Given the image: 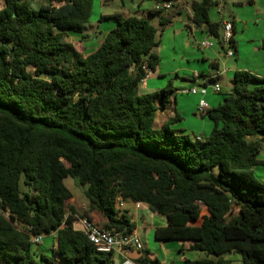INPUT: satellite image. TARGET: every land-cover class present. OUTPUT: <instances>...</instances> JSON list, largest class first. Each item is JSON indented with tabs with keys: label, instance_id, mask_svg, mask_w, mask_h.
<instances>
[{
	"label": "trees",
	"instance_id": "trees-1",
	"mask_svg": "<svg viewBox=\"0 0 264 264\" xmlns=\"http://www.w3.org/2000/svg\"><path fill=\"white\" fill-rule=\"evenodd\" d=\"M0 1V264H115L78 218L94 222V211L103 229L133 233L118 197L166 219L156 241L187 242L209 257L186 264H230V254L264 264V181L254 170L262 164L264 78L236 71L231 91L204 116L212 130L192 139L173 127L178 115L155 125L175 94L171 82L140 91L160 64L158 34L170 23L163 11H151L158 26L102 15L99 22L115 26L87 52L71 39L88 37L93 0H46L37 9L30 0ZM218 4H191L193 25L216 39L222 22L210 19V9ZM67 178L84 189L89 212L67 207ZM29 233L55 234L53 257L35 250ZM148 254L136 264H160Z\"/></svg>",
	"mask_w": 264,
	"mask_h": 264
},
{
	"label": "crops",
	"instance_id": "crops-1",
	"mask_svg": "<svg viewBox=\"0 0 264 264\" xmlns=\"http://www.w3.org/2000/svg\"><path fill=\"white\" fill-rule=\"evenodd\" d=\"M103 3H108L110 0H102ZM131 3H127L122 1L121 10L123 15L125 16H136L139 18H144L152 21L155 26L159 25V19L151 17V11L155 10L156 0H130ZM195 1L199 0H178L174 1V5L172 10L169 12H164V18H169L170 23L163 30L167 32L168 43L172 45L173 51H175L177 47V41L185 42L188 41L189 47L182 46L183 51L181 54L182 59L179 60L172 58L170 53L165 51V48L160 49V66L156 69L155 72L151 73L148 79L145 81L144 85H140V91L142 93H152L156 91H160L165 88L170 81L173 83V87L175 88V94L172 97L171 104L167 107L165 111H159L156 117L155 125L157 128H161L162 125L167 122L169 119L174 118L175 116H180L182 120L175 124L173 127L175 129L183 131L186 135L190 137L196 138L201 136H207L212 130L213 123L208 117H204L197 112L198 104L202 97L200 95H188L184 93L185 90H189L194 87L193 77L195 74L203 73L205 75H213L218 73L217 82L221 85V81L223 77L226 75L229 77L231 81L233 75L236 71H249L259 77L264 78V71L262 73H258L255 69L249 70L247 68L239 67L233 69L226 68V60L228 59L222 54V47L218 41H214L215 38L211 37L204 28H197L192 23V11L191 4ZM222 1L218 0V9L220 12L222 11ZM255 2V0H253ZM248 2V0H247ZM243 4V3H242ZM106 5V4H105ZM107 6V5H106ZM119 11V9H118ZM118 13V12H116ZM112 13L106 12L105 10L100 12V15H111ZM145 16H149L150 18H146ZM214 22H224L226 19L221 15V19H213ZM235 22V31H234V41L235 34L237 33L238 23ZM90 27L87 29V25L85 28V34L88 36L85 40L81 41V36H73L75 37L74 44L77 47L78 44L82 45L87 52L94 51L99 43L103 40L106 34L115 26L113 22H99L95 21V19H91L88 24ZM77 37V38H76ZM204 41H213L214 45L208 49H201L200 45ZM236 45V41H235ZM94 47V50L92 48ZM237 50V46L235 48ZM200 52L198 56L197 52ZM159 49H156V53L158 54ZM224 53V52H223ZM170 59L172 63H177L178 66L169 70L163 69L164 57ZM186 61V63H185ZM193 62V63H192ZM212 63L217 64L218 70L213 71L211 68ZM167 76V77H166ZM166 77V78H165ZM172 77H174L172 79ZM222 87V85H221ZM231 91V87L229 89ZM188 95V96H187ZM213 92L211 88L208 89V94L203 97L209 104L210 109L217 108L223 100V97L220 98ZM209 121V122H208ZM259 161L262 163L261 165L255 167V173L257 170H260L261 176L264 177V137L262 143V150L259 155ZM259 167H262L261 170ZM257 175V174H256ZM264 181V179H263ZM89 205V202H88ZM76 210V209H75ZM89 212V209L87 210ZM125 211H128V214L132 217L131 221L135 224L137 232L141 240L145 246V251L149 254L147 255L149 260L157 259L160 264H186V261H195L200 259L209 258L207 254L202 252L193 251L189 247V243L172 241L174 244H164V242L152 241V234L158 227L166 226V219L161 216H156L153 214L148 208L145 210H137L134 208L133 204L126 203ZM76 213L78 214L77 210ZM84 214V213H83ZM81 216V214H78ZM91 219L96 222L98 225H103L105 219L101 217V215L97 212H91ZM53 249L55 244V234ZM144 252H132L129 256L130 258L137 263ZM225 259L230 262V264H243L242 258L236 254L226 255Z\"/></svg>",
	"mask_w": 264,
	"mask_h": 264
},
{
	"label": "rangeland",
	"instance_id": "rangeland-1",
	"mask_svg": "<svg viewBox=\"0 0 264 264\" xmlns=\"http://www.w3.org/2000/svg\"><path fill=\"white\" fill-rule=\"evenodd\" d=\"M122 1L127 3H131L130 0H110L108 3H103L102 0H93V9L91 14V19H95V21H99L101 15L100 12L105 10L106 12L116 14L122 13L121 5ZM34 9L39 8L40 5L46 3V0H30ZM243 3V4H242ZM0 7H3V3L0 1ZM119 9V11H118ZM221 15L228 20H236L238 25L237 33L235 34V41L237 50L235 49V56L233 58H228L223 60L226 62L227 69H233L239 67L247 68L249 70L255 69L258 73H262L264 71V0H255L254 4L250 5L247 0H223L222 1V11L218 9V6L214 5L210 9V19H221ZM146 18H150L149 16H145ZM91 21V20H90ZM90 25H87V29ZM75 36V35H73ZM77 38V37H76ZM159 43V51L158 55L161 59L160 49L165 48L167 53H171L172 58L177 60L182 59L181 54L183 51L182 46L189 47L188 41L181 42L180 39L177 41V47L175 51L172 49V45L168 43L167 32L160 31L158 34ZM73 42L75 41V37L71 39ZM216 38L214 41L216 42ZM213 42V41H212ZM78 47H80L78 45ZM94 50V47L92 48ZM200 55L198 50H195ZM223 56L225 57L223 51ZM164 57L163 69L169 70L178 66L177 63H172L170 59ZM179 57V58H177ZM227 58V57H226ZM162 61V59H161ZM186 63V61H185ZM193 63V62H192ZM160 66V65H159ZM158 66V67H159ZM167 77V76H166ZM165 77V78H166ZM174 77H172L173 79ZM171 82V81H170ZM172 83V82H171ZM173 85V83H172ZM222 94L218 96L220 98L223 97L224 94L229 92L230 87H232L231 81L228 76H224L222 81ZM174 88V87H173ZM175 89V88H174ZM189 95V94H188ZM187 95V96H188ZM193 95V94H190ZM209 122V121H208ZM211 131V130H210ZM194 139L193 137H191ZM263 170L262 167H259ZM257 168H254V170ZM260 170H257V179L263 180L264 177L261 176ZM66 185L73 193V199L67 202V207H74L78 214H83L89 209L88 200L85 197L84 189L76 182L73 178H67L65 180ZM134 206V205H133ZM136 209V207L134 206ZM158 216V215H156ZM54 236L46 235L44 241L39 246H34V249L38 252L44 253L47 257H53L52 254V246H53ZM152 241H155L154 234H152ZM174 244V243H168Z\"/></svg>",
	"mask_w": 264,
	"mask_h": 264
},
{
	"label": "built area",
	"instance_id": "built-area-1",
	"mask_svg": "<svg viewBox=\"0 0 264 264\" xmlns=\"http://www.w3.org/2000/svg\"><path fill=\"white\" fill-rule=\"evenodd\" d=\"M174 1L176 0H156L155 10L169 12L172 10ZM234 40V24L230 21H224L221 26V35L218 39L225 57L233 58L235 56V46L233 44ZM214 43L211 41H204L201 43V49H208L213 47ZM151 73L148 74L147 78H145L141 86L144 85L145 81L148 79ZM194 87L185 90L186 94L200 95L202 99L198 104L197 112L205 116L209 111L210 107L206 100L203 99L208 94V89L211 88L214 93L218 94L222 91V87L218 82H212L215 78H218V73L213 75H194ZM126 203L133 204L137 210H145L148 207L142 203H134L130 200L123 199L122 197H118L116 200V209L125 210ZM8 216V214H6ZM78 224L81 226L83 231L86 233L89 241L93 243V245L97 248L98 252L101 253H114V263L115 264H136L131 258L130 254L132 252H144L145 246L141 240L140 235L137 232L128 233L126 230L122 231H110L105 230L101 227V225L95 224L90 221L88 218L79 217ZM16 226L20 229L23 228V225L16 224ZM28 232L30 228H25ZM30 241L34 245H41L44 241L46 235H34L29 233Z\"/></svg>",
	"mask_w": 264,
	"mask_h": 264
},
{
	"label": "water",
	"instance_id": "water-1",
	"mask_svg": "<svg viewBox=\"0 0 264 264\" xmlns=\"http://www.w3.org/2000/svg\"><path fill=\"white\" fill-rule=\"evenodd\" d=\"M168 243V241H164V244H167Z\"/></svg>",
	"mask_w": 264,
	"mask_h": 264
}]
</instances>
